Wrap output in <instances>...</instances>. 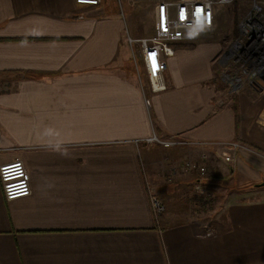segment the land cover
Wrapping results in <instances>:
<instances>
[{"label": "crops", "instance_id": "1", "mask_svg": "<svg viewBox=\"0 0 264 264\" xmlns=\"http://www.w3.org/2000/svg\"><path fill=\"white\" fill-rule=\"evenodd\" d=\"M158 1L0 0V165L31 185L7 200L0 183V264H264V57L220 64L229 5L151 92L126 39L152 34Z\"/></svg>", "mask_w": 264, "mask_h": 264}, {"label": "built area", "instance_id": "2", "mask_svg": "<svg viewBox=\"0 0 264 264\" xmlns=\"http://www.w3.org/2000/svg\"><path fill=\"white\" fill-rule=\"evenodd\" d=\"M77 4L96 5L99 0H74ZM233 0H159L155 7L154 28L151 35L141 38L127 36V42L137 44L133 54L138 55L142 61L149 89L153 93L166 89L163 71L167 67V58L172 56L175 47L181 42H192L204 32L209 31L215 22L220 8L230 5ZM256 5L249 10L239 23V35L229 50L231 57L254 59L264 52V16ZM150 105V99H145ZM147 143H159L165 147L186 143L177 136L167 139L157 137L155 134L145 140ZM238 147L235 141L222 146L221 156L225 161L231 160V150ZM184 166L195 171L201 177L206 173L203 163L186 160ZM0 183L4 198L7 200L26 196L31 193L29 174L24 162L15 159L0 165ZM197 188H200L199 184ZM154 211L163 209L162 204L152 199Z\"/></svg>", "mask_w": 264, "mask_h": 264}, {"label": "rangeland", "instance_id": "3", "mask_svg": "<svg viewBox=\"0 0 264 264\" xmlns=\"http://www.w3.org/2000/svg\"><path fill=\"white\" fill-rule=\"evenodd\" d=\"M232 7H233V11H232V14H231V18H230V22L232 23L231 24V26H232V32H233V29H234V26L235 25H237V28H238V26H239V23H240V21H241V19L244 17V16H247L249 13V10L252 8V7H254L255 5L257 6V7H259L260 8V10H259V12H262L263 13V16H264V0H233V2L230 4ZM231 6H229V5H227V6H224L223 8L221 7L220 9V12H222V10L224 9V8H226V7H231ZM237 13H238V15H237ZM235 31V30H234ZM218 34V33H217ZM233 38H231V42H230V45L232 44H234V41H235V39H237L238 38V35L236 36V37H234V35L232 36ZM229 39V38H228ZM231 45V46H232ZM261 57V59H263V57H264V52H263V55H261L260 56ZM230 58H232V59H230ZM221 57L220 58V64L222 63H224V61H232L235 57ZM227 59V60H226ZM218 60H219V57H218ZM237 61H239V59H237ZM240 61H239V63H237V65L236 66H238L239 68H240ZM218 68L220 69V66H218ZM223 73V72H222ZM227 74H229L228 76H226V74H218L219 75V81L221 82H223V83H221V84H223V85H225V83L226 84H229L230 82H235L234 80H233V77L232 76H230V72H227ZM140 77L143 79V74H142V71H141V69H140ZM260 79H261V77H260ZM262 80L264 81V75L262 76ZM230 86H231V84H230ZM227 87V86H226ZM232 87V86H231ZM236 96L235 95H233V94H231V99H232V101L234 100V98H235ZM153 134H155V133H153ZM152 134V135H153ZM156 135V134H155ZM157 136V135H156ZM157 137H159V136H157ZM208 171V170H207ZM214 200H216V199H214ZM213 200V201H214ZM208 206H210L209 207V211H212L213 210V206H212V203H211V205L209 204Z\"/></svg>", "mask_w": 264, "mask_h": 264}, {"label": "water", "instance_id": "4", "mask_svg": "<svg viewBox=\"0 0 264 264\" xmlns=\"http://www.w3.org/2000/svg\"><path fill=\"white\" fill-rule=\"evenodd\" d=\"M256 186H264V180L258 184H256Z\"/></svg>", "mask_w": 264, "mask_h": 264}, {"label": "trees", "instance_id": "5", "mask_svg": "<svg viewBox=\"0 0 264 264\" xmlns=\"http://www.w3.org/2000/svg\"><path fill=\"white\" fill-rule=\"evenodd\" d=\"M234 110L236 111V105H234ZM237 116V115H236ZM236 127H237V124H236Z\"/></svg>", "mask_w": 264, "mask_h": 264}]
</instances>
